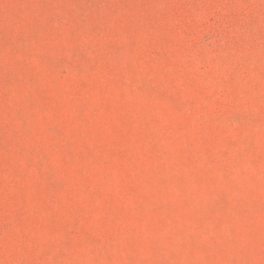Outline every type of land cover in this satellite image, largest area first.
Here are the masks:
<instances>
[{"label":"rangeland","instance_id":"obj_1","mask_svg":"<svg viewBox=\"0 0 264 264\" xmlns=\"http://www.w3.org/2000/svg\"><path fill=\"white\" fill-rule=\"evenodd\" d=\"M0 264H264V0H0Z\"/></svg>","mask_w":264,"mask_h":264}]
</instances>
